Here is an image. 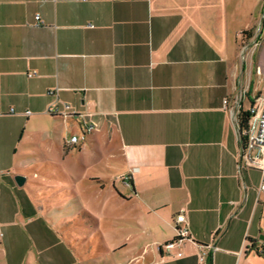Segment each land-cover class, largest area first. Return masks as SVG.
<instances>
[{
  "label": "crops",
  "instance_id": "crops-1",
  "mask_svg": "<svg viewBox=\"0 0 264 264\" xmlns=\"http://www.w3.org/2000/svg\"><path fill=\"white\" fill-rule=\"evenodd\" d=\"M262 83L264 0H0L5 258L23 261L32 248L43 264L70 258L26 192L31 168L19 157L39 139L60 150L62 167L88 141L111 176L89 181L109 179L137 226L122 246L140 242L122 264H239L264 250L262 173L241 163L237 121ZM72 136L79 142L66 146ZM69 170L73 185L84 183ZM72 192L75 214L88 212ZM177 227L188 230L179 242Z\"/></svg>",
  "mask_w": 264,
  "mask_h": 264
},
{
  "label": "rangeland",
  "instance_id": "rangeland-1",
  "mask_svg": "<svg viewBox=\"0 0 264 264\" xmlns=\"http://www.w3.org/2000/svg\"><path fill=\"white\" fill-rule=\"evenodd\" d=\"M262 86H264L263 83ZM36 141H30L34 145L22 146L28 148L29 152H26L19 159L29 160L31 169H26L29 175L26 188L31 189L32 192H29V190H26V192L30 196L31 202L35 207L36 204L40 206L42 210L41 217L45 216L47 220L53 221V224L58 226V228H52V230L59 232L58 238L70 257L67 259L64 256L62 264H106L104 260L111 264H122L123 260L131 254L140 242L136 240L131 243L135 238L129 237L128 245L122 246L126 243L125 237L132 235L137 226L133 221L126 219L129 215V207L125 206L122 200H119L120 190L114 191L109 179L104 180L105 186L102 188H99L98 184L89 181L102 177V175L108 178H111V176L104 172L105 169L102 164L96 163L97 159L94 158V155H91L92 149L88 145V141L84 142L86 152L76 157V149H73L71 152L73 156L68 160L70 166H66L67 163L64 162L63 167L60 164V150L55 145L49 144L46 139ZM15 157L18 156L15 155ZM79 162L82 165H79ZM64 167L66 168L64 169ZM67 167L71 169L69 170L70 173L76 178L75 183H78L81 177L86 179L84 183L79 184L78 187L73 185L72 180L65 172ZM113 179L115 181V178ZM256 181L258 187L260 182L264 185L262 175L258 176ZM116 184L118 189H122L119 181ZM72 190L78 193L80 204L93 217L98 219L99 230L102 232L104 240L97 233L96 229L98 228L94 224V220L91 219L93 217L88 216V212L75 214L78 203L73 198ZM261 196L264 199V192H261ZM57 215L66 216L67 218L60 222ZM262 224L264 226V220ZM257 238L264 244V233L259 234ZM17 254L13 255L11 260L8 261L5 258L4 248L0 243V264H43L41 260H36L37 255L34 248L31 249L30 255L27 254L23 261L18 259ZM239 264H264V259L257 256L253 250L250 256L247 259L243 257Z\"/></svg>",
  "mask_w": 264,
  "mask_h": 264
},
{
  "label": "built area",
  "instance_id": "built-area-1",
  "mask_svg": "<svg viewBox=\"0 0 264 264\" xmlns=\"http://www.w3.org/2000/svg\"><path fill=\"white\" fill-rule=\"evenodd\" d=\"M34 19L37 25H41L39 16L35 15ZM65 108H68L65 106ZM57 109L50 107L48 109V114H56ZM250 115L248 120V127L245 131L246 142L242 151V164L248 168L259 170L264 176V95L260 98L259 102L251 107L247 111ZM79 142L78 137L72 136L66 141V146H71L74 143ZM126 183V182H125ZM127 184V183H126ZM263 189V187H262ZM175 222L177 224L184 222V215L178 214L175 217ZM176 241H181L188 232L186 227L176 228ZM2 237V232L0 230V238ZM175 245L174 241L168 242L163 246L165 252L169 253L170 248ZM180 253H178V256ZM202 261L203 257L200 258Z\"/></svg>",
  "mask_w": 264,
  "mask_h": 264
},
{
  "label": "trees",
  "instance_id": "trees-1",
  "mask_svg": "<svg viewBox=\"0 0 264 264\" xmlns=\"http://www.w3.org/2000/svg\"><path fill=\"white\" fill-rule=\"evenodd\" d=\"M249 31H244L242 32V34H245ZM250 119V115L248 112H245V111H240L239 112V116L237 118V121H238V127H239V130H240V141H241V144L242 146L244 147L245 146V142H246V137H245V131L248 127V120ZM242 147V148H243ZM177 240V237L174 238V241ZM257 254L261 257L264 258V250H261L259 252H257Z\"/></svg>",
  "mask_w": 264,
  "mask_h": 264
},
{
  "label": "water",
  "instance_id": "water-1",
  "mask_svg": "<svg viewBox=\"0 0 264 264\" xmlns=\"http://www.w3.org/2000/svg\"><path fill=\"white\" fill-rule=\"evenodd\" d=\"M243 151V148H242ZM15 180L17 181V185H21L24 182V179L20 176H15Z\"/></svg>",
  "mask_w": 264,
  "mask_h": 264
}]
</instances>
